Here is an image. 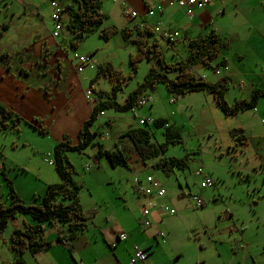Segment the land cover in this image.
I'll use <instances>...</instances> for the list:
<instances>
[{"label":"rangeland","instance_id":"obj_1","mask_svg":"<svg viewBox=\"0 0 264 264\" xmlns=\"http://www.w3.org/2000/svg\"><path fill=\"white\" fill-rule=\"evenodd\" d=\"M63 19L68 21L67 12L63 13ZM108 25L113 26L106 19L101 25V29L108 28ZM123 39L121 33L106 39L100 35L99 31H96L85 37L77 48H64L63 64L69 72H77L75 69L77 61H73L76 53L86 56L91 54L92 56V66L88 65L83 72L77 73L83 82L76 86L77 92L74 95L73 103L78 111L72 114L67 110L64 112L70 119L67 124L69 128L67 135L72 142L73 139L69 136L70 129L72 131L76 129L78 117L80 118L81 114L80 108L88 104L85 91L87 88L90 89L91 82L95 80L94 98L98 91L102 92L101 101L108 100L109 96L112 97V86L118 83L117 79L112 81L104 74L98 75L99 65L106 67L110 63L113 68L119 70L126 77L124 80L122 79L121 88L116 91L115 98L120 104L124 103L128 95L144 83L150 66H157L155 59L150 61L145 59L138 63L137 69H134L130 57L136 54V46L128 41L125 43ZM62 41L65 42L64 39ZM169 59L175 60L176 58L172 56ZM50 60L46 70L49 71L50 76L57 77L56 58H50ZM216 65L215 61L214 66ZM37 72L40 73L38 69ZM201 73L215 74L214 70L209 67H203ZM214 77L216 78L217 75ZM218 77L220 78V76ZM239 91L233 85L229 87L227 93L229 100L226 98L229 103L235 101V95ZM141 96L148 99L144 106L126 112L106 108L105 115L97 118L92 127V130L99 132L96 139L98 138L106 147L110 148L118 144L120 148L130 149L127 152L131 160L130 168L123 166L113 168L106 158L95 160L93 156L96 147H88L82 152H67L68 159L74 168L73 177L82 185L80 199L84 210L87 213L90 212V209L98 210L95 216L89 213V223L92 224L93 220L98 224L110 222V215H115L117 210L133 215L142 210L143 202L139 201L142 196L134 186V178L138 175L135 170L150 172L152 161L141 162L131 143L126 138H121L120 135L130 127L140 126L139 117L145 116L154 120L163 117L167 118L180 131L182 143L170 144L162 156L166 158L187 157L188 166L184 170L175 169L170 175L161 170L152 169L168 190V196L160 198V200L177 209L178 216L181 215L170 218L169 214L162 213L161 219L171 227L174 226L180 230L184 226V221L187 222L192 230V236L194 234V240L199 239L202 246L203 244H217L221 240L223 246L225 245L227 248L231 246L232 249L236 247V252H239V244L233 240L240 237L230 233L229 230L230 228L236 229L238 226V231L242 232L241 220L249 227L247 235L250 240L262 237L264 233V115L259 117L258 121H256L257 115L252 110H245L234 116L226 115L210 93L206 95L208 99L204 105L199 103L182 108L181 106L186 105V102L189 103L195 99L184 101L182 96L170 92L161 82L146 86ZM171 100L174 102L171 103ZM261 100L264 101V98ZM262 106L261 110L264 109V105ZM262 118L263 123L260 120ZM42 124L43 120L41 119H28L23 116L18 128H8L0 132V159L4 164V174L13 183L17 194L20 197L22 194L26 201H30L27 196L30 192L26 191L38 189L33 186H37L40 182L38 180L39 173H41L40 177L45 176L47 166L53 168L57 175L53 164H50V159H53V149L58 142L48 132H40ZM243 124L246 127L253 125L255 137H260L259 142L262 144L260 149H253L247 145L248 143H242L239 140L241 134L244 133L247 136V132L241 128ZM238 128L243 131L234 136L232 132ZM120 129L122 130L120 131ZM155 133L158 135V141H162L161 129H157ZM47 153H50V156ZM38 166L45 167V169L39 170ZM200 168L203 170V174L197 173ZM4 174H2V184L5 194L2 195L0 191L2 203L11 200ZM206 174H211L215 178V186L201 187V182ZM241 177L244 181L241 180ZM183 188L186 199H182L181 204L174 202L173 204L169 197L172 198L174 195L182 197ZM44 193L37 194L33 204L39 203ZM192 195H198L204 199L203 207L195 206ZM22 215L24 214H18V218L10 220L3 238L0 239V264H18L15 257L17 255L10 247V233L13 231L12 227L21 222ZM182 217L183 220H181ZM236 218H239L240 221ZM235 222L238 223L235 224ZM197 231L199 233L196 235ZM203 238L204 242L201 241ZM229 252H233V250Z\"/></svg>","mask_w":264,"mask_h":264},{"label":"crops","instance_id":"obj_2","mask_svg":"<svg viewBox=\"0 0 264 264\" xmlns=\"http://www.w3.org/2000/svg\"><path fill=\"white\" fill-rule=\"evenodd\" d=\"M58 1L64 4L70 2V0ZM51 2L52 0H0V57L3 54H9L8 57L0 59V102L12 106L18 114L28 119L43 120L42 126L45 130L47 129L46 132L53 135L56 142H60L65 134H69L67 124L70 119L64 112L67 110L72 114L78 111L73 103L74 95L77 92L76 86L83 82L77 76V72L67 71L63 63L55 65L59 69L57 77L50 76L49 71L46 70L51 60L44 56L45 48L50 47L51 51L58 52L61 57H64L62 44L65 45L66 41L63 42L62 39L67 40L71 36L66 29L59 37L53 35L54 10ZM124 7L137 11L139 16L135 19L128 18L124 14ZM151 9L155 10L154 15H149L148 10ZM103 11L108 15L110 23L121 34L122 28L133 27L138 23L148 26L160 24L167 30H178L180 38L175 43L169 44L160 40L169 62L175 61L169 59L172 56L184 59L188 55L189 41L214 29L229 42V48L222 50L220 57L216 58V64L225 59L227 65L219 67L222 70L220 78L218 76L215 78L216 74L201 73L202 68L205 67L202 64L196 65L197 73L213 83L221 82L223 77L227 76L228 88L225 91V97L227 98L231 85L240 90L235 95V101L229 104L241 100L249 101L254 90L264 89V0H212L206 8L196 10L193 17L187 16L184 8L179 6L176 0H104ZM123 41L126 43L128 40L123 39ZM208 94L203 91L187 93L182 96L184 101L191 98L195 100L186 102V105L181 107L199 103L204 105ZM261 98L256 105L257 110L248 109L257 115L256 121L264 115V109H260L264 105ZM94 105L95 103L88 101L87 105L80 108L78 125L74 131L70 129L69 136L74 143L78 142L82 123L92 113ZM53 109L55 111H52ZM260 120L263 123V118ZM241 128L247 132V145L253 149H260L262 147L259 142L260 137H255L253 125L246 127L243 124ZM3 166V161L1 162L0 159L2 195L5 194L2 184ZM37 169L42 170L45 167L38 166ZM46 171L44 177H40L41 173H39L40 182L37 186H33L38 189L26 191L30 192L27 194L30 201H26V198L20 194L26 203L33 204L34 197L37 194H43L48 184L60 181L53 168L47 166ZM135 171L138 174L136 176L141 179L147 175L143 170ZM239 175H241L240 172ZM207 176L213 177L211 174ZM213 179L215 180L214 177ZM241 180L244 181L243 177ZM181 195L183 196L174 195L169 199L172 203L181 204V200L186 199L184 188ZM160 198L163 197L142 196L139 201L143 202V206L150 200L164 204ZM0 203H2L1 198ZM9 203L10 199L4 204ZM89 211L94 216L98 212L97 209ZM89 213L87 214L90 217ZM161 214L158 209H152L149 215L152 224L150 227H145L142 210L134 215L117 210L115 215H110V222L98 224L93 220L90 224L88 221L87 229L70 241V245L56 241L59 232L67 228L66 225L63 226L59 222L54 224L46 222L44 223L45 237L53 242L52 246L35 254L27 251L15 257L18 264H264V233L262 237L250 240L247 235L249 227L239 218L236 220L240 221L242 232L238 231V226L236 229L229 230L230 233L240 237L233 240L240 247L239 252H236V247L232 249L228 246L227 248L223 246L221 240L217 244L202 246L199 239L194 240V234L192 236V230L187 222L184 221L181 230L176 229L165 223L160 217ZM25 223L34 224L36 221L29 214H24L21 216V222L12 228L23 227ZM259 223L262 224V222ZM161 230L166 232L165 237L158 236ZM123 233L126 234V239L119 238ZM198 233L199 231L195 234ZM201 241L204 242V238ZM134 246L146 251L145 261L131 263ZM230 250L233 252H229ZM19 258L21 262L18 261Z\"/></svg>","mask_w":264,"mask_h":264},{"label":"trees","instance_id":"obj_3","mask_svg":"<svg viewBox=\"0 0 264 264\" xmlns=\"http://www.w3.org/2000/svg\"><path fill=\"white\" fill-rule=\"evenodd\" d=\"M64 5V12L68 14V21L65 22V29L70 33L69 39H64L63 48H77L80 42L96 31L106 39H109L118 33L115 26L101 29L103 22L108 19V15L103 12L102 0H70ZM122 36L134 46L136 54L131 55L130 61L134 69H137L141 60L157 61V66L151 65L148 75L145 77L143 84L139 85L132 91L125 102L120 104L116 101V91L121 88L122 79L126 77L121 72L112 67L109 63L105 66H98V75L104 74L110 80H118V83L112 86V97L108 100L101 101V91L97 92L99 98L97 104L93 107L90 116L82 123L77 143H73L67 134L63 140L58 142L53 149V165L58 174L60 181L48 184L45 194L36 204L26 203L14 189L13 183L4 174L9 195L11 197L8 205L0 203V239L6 231L11 219L16 218L18 214H29L36 223H25L23 227H15L10 236V247L17 256L29 251L32 254L49 249L53 242L45 237L44 223L54 224L59 222L66 225L64 231H60L56 241L70 245V241L76 238L88 227L89 216L84 210L80 192L81 183L77 182L74 177V168L72 167L67 152L84 151L88 147H96L93 158L99 161L106 158L110 166L129 167L131 162L127 154L130 149L120 148L118 144L106 147L99 141L98 131L92 130L94 122L100 116V112L106 108H114L116 111L126 112L133 110L141 98L145 87L161 82L166 85L168 90L177 96H183L187 93L203 91L214 96L217 105L229 116L237 115L240 111L254 108L258 100L264 97V89L253 91L249 101L241 100L230 105L225 97V91L228 88V78L224 82H210L202 75H199L195 69L196 65L202 64L205 67H222L227 65V61L222 59L214 66L216 58L220 57L223 49L229 48V42L214 29L208 30L204 35L192 39L188 43V55L184 59L175 56V61L168 62L160 39L154 33L151 26L144 23L135 24L133 27L122 28ZM54 51L50 47L45 48L44 56L52 59ZM60 53H55V65L63 63ZM9 54H3L0 59L8 57ZM60 57V58H57ZM57 71L59 69L57 68ZM95 80L91 82L93 87ZM95 91V89H94ZM23 120V116L18 114L10 105L0 102V132L8 128H18ZM38 123V121H37ZM36 128V127H35ZM161 129L162 141H158V135L155 131ZM243 129L238 128L232 134L237 136ZM40 132H46L45 128L40 125ZM121 138H126L131 143L133 150L139 157L138 159L146 163L154 160L153 167L170 175L175 169L184 170L188 166V158L163 157L162 153L170 144L182 143V135L177 127L169 122L167 118H157L152 124L143 126L130 127L124 131ZM239 140L246 143L247 136L243 133ZM18 261H22L20 258Z\"/></svg>","mask_w":264,"mask_h":264},{"label":"built area","instance_id":"obj_4","mask_svg":"<svg viewBox=\"0 0 264 264\" xmlns=\"http://www.w3.org/2000/svg\"><path fill=\"white\" fill-rule=\"evenodd\" d=\"M178 5L181 6L182 8H184L186 14L189 17H192L195 13L196 10L198 9H203L206 6H208V4L212 1V0H176ZM52 7L54 9L52 18L55 22V29L53 32V35L55 37H58L60 35V32L63 30L64 28V22H63V18H62V12H63V7L62 4L57 1V0H53L52 1ZM124 14L129 17V18H136L138 17V12L131 9V8H124ZM150 15L154 14L153 10L149 11ZM154 31L160 35V37L162 39H164L167 42H174L178 39L179 37V31L174 30V31H169L164 29L161 25H158L154 28ZM76 60L77 64L75 65V69L77 71V73H81L85 70V67L91 64V57L90 55L86 56V55H81L76 53L74 56L73 61ZM216 74H220V70H216ZM95 96V91L93 87H90V89H88L86 91V97L89 101H93L95 100L94 98ZM148 100V99H147ZM146 103L145 99H141L138 103V105H143ZM104 112H101V115H103ZM152 119L146 118V117H142L139 120L140 124H151L152 123ZM48 156H50V154H48ZM198 174H202V169H198L197 170ZM134 185L135 188L137 190V192L141 195H145V196H152L154 194H156L157 196H165L167 194V190L165 189V187L161 184V182L153 175V174H147L143 179L139 178L138 176H136L134 178ZM215 182L212 178L210 177H205L204 180L201 182V186L202 187H211L214 186ZM193 200L195 201V206L196 207H202L203 206V200L202 198H200L199 196L194 195L193 196ZM157 207V204H152L149 203L147 206L144 207L143 209V214L145 215V219L143 221L144 225L146 227H149L151 225L149 214L152 208ZM160 209L163 212L169 213L171 215H175L177 214V210L173 207H170L169 205H160ZM165 232L164 231H160L158 233V235L160 237H164L165 236ZM120 239H126V234H120L119 236ZM147 258V254L146 252L137 247L134 246V255L131 258V262L135 263V262H143L145 261Z\"/></svg>","mask_w":264,"mask_h":264},{"label":"clouds","instance_id":"obj_5","mask_svg":"<svg viewBox=\"0 0 264 264\" xmlns=\"http://www.w3.org/2000/svg\"><path fill=\"white\" fill-rule=\"evenodd\" d=\"M53 1V0H52ZM58 1V0H57ZM60 2V1H59ZM52 3V2H51ZM61 4H62V7H63V12H62V18H63V13H64V5H63V3L62 2H60ZM52 5V4H51ZM209 5V4H208ZM207 7V6H206ZM205 7V8H206ZM125 8V7H124ZM127 8H129V7H127ZM151 10H153V9H151ZM199 10V9H198ZM149 11L150 10H148V13H149ZM154 11V14H155V10H153ZM153 14V15H154ZM195 14V13H194ZM150 15V14H149ZM139 16V15H138ZM188 16V15H187ZM193 17V16H192ZM129 18V17H128ZM137 18V17H136ZM132 19H135V18H132ZM54 21V20H53ZM63 22H64V28H63V30L65 29V20L63 19ZM54 24H55V22H54ZM146 25V24H145ZM158 25H160V24H158ZM158 25H155V26H151L152 27V29L154 30V28L156 27V26H158ZM162 26V25H161ZM55 29V28H54ZM165 29V28H164ZM62 30V31H63ZM167 30V29H166ZM62 31L60 32V35H61V33H62ZM169 31H174V30H169ZM178 31V30H177ZM154 33L156 34V36L157 37H159L160 38V40H163V41H165L164 39H162L161 37H160V35L159 34H157L155 31H154ZM179 34H180V32H179ZM59 35V36H60ZM58 36V37H59ZM180 38V35H179V37H178V39ZM177 39V40H178ZM176 40V41H177ZM176 41H174V42H167V41H165V42H167V43H169V44H171V43H175ZM90 57H91V55H90ZM91 59H92V57H91ZM91 65V64H90ZM92 66V65H91ZM223 67V66H222ZM221 67V68H222ZM221 68H219V67H213V69H214V72H215V74H216V70H220V74L219 75H221L222 74V70H221ZM217 76H219L218 74H216ZM224 78H227V76H225V77H223V79H222V81L221 82H224ZM94 88V87H93ZM141 99H145L146 101H147V97H142L141 96V98H140V100ZM88 100V99H87ZM98 100H99V98H97V95H96V97H95V100H93V101H89L90 103H95V105L97 104V102H98ZM139 100V101H140ZM139 101H138V103H139ZM138 103H137V105L134 107V109L136 108V107H142V106H144L145 104H147V102L145 103V104H143V105H138ZM94 105V106H95ZM230 105H232V104H230ZM93 106V107H94ZM71 109H72V107H71ZM252 109H255V110H257V108H256V106L254 107V108H252ZM101 112H104V114L103 115H101ZM100 112V116L99 117H101V116H104L105 115V111H101ZM140 118H142V117H139L138 118V121L140 120ZM146 118H148V117H146ZM150 119H152L153 121H152V123L154 122V119L153 118H150ZM151 123V124H152ZM140 124V123H139ZM141 126H143V125H145V124H140ZM48 154H50V153H47V155ZM141 161V160H140ZM142 162V161H141ZM154 160H152V163H151V169H150V173H147V174H153L156 178H157V176L155 175V173L152 171V169H155L154 167H153V165H154ZM50 163H52L53 164V159H50ZM144 163V162H143ZM202 174H203V170H202ZM136 177V176H135ZM205 177H210V178H212L211 176H207V174L205 175ZM204 177V178H205ZM158 179V178H157ZM213 179V178H212ZM159 180V179H158ZM214 180V179H213ZM160 181V180H159ZM214 182H215V184H216V181L214 180ZM162 184V183H161ZM163 185V184H162ZM164 186V185H163ZM165 187V186H164ZM202 187V186H201ZM204 188V187H203ZM205 188H207V187H205ZM165 189L167 190V188L165 187ZM141 195V194H140ZM141 196H145V195H141ZM166 196H168V190H167V194L165 195V196H157L156 194H154V195H152V196H150V197H166ZM194 195H192V197H193ZM196 196H198V195H196ZM200 198H201V196H199ZM203 200V199H202ZM149 203H152V204H157V207H155L156 209H158L161 213H166V212H163V211H161V209H160V205H164V204H166V203H164V204H159L156 200H150V201H148L146 204H144V206H143V209H144V207L145 206H147ZM167 205V204H166ZM203 205H204V203H203ZM203 207V206H202ZM198 208V207H197ZM199 208H201V207H199ZM143 209H142V214H143ZM152 209H154V208H152ZM151 209V210H152ZM177 210V209H176ZM150 213H151V211H150ZM177 213H178V210H177ZM166 214H169V213H166ZM150 215V214H149ZM169 215H171V214H169ZM175 215H178V214H175ZM143 216L145 217V215L143 214ZM171 216H174V215H171ZM146 218V217H145ZM144 218V219H145ZM149 218V217H148ZM144 221V220H143ZM150 222H151V220H150ZM144 224V223H143ZM151 224H152V222H151ZM145 226V225H144ZM151 226V225H150ZM149 226V227H150ZM146 227V226H145ZM162 231V230H161ZM165 232V231H164ZM166 233V232H165ZM159 236V235H158ZM165 236H166V234H165ZM164 236V237H165ZM142 249V248H141ZM145 251V250H144ZM146 252V251H145ZM132 263V262H131Z\"/></svg>","mask_w":264,"mask_h":264}]
</instances>
